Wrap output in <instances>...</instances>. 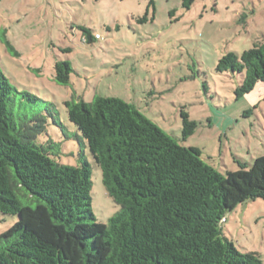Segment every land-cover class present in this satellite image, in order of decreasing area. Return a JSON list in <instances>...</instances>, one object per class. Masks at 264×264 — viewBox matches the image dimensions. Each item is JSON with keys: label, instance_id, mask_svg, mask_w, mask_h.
<instances>
[{"label": "trees", "instance_id": "1", "mask_svg": "<svg viewBox=\"0 0 264 264\" xmlns=\"http://www.w3.org/2000/svg\"><path fill=\"white\" fill-rule=\"evenodd\" d=\"M146 3L153 7L154 0ZM80 29L84 42L95 39L89 28ZM71 70L68 61H55V81L66 85ZM216 71L240 73L236 98L264 84V40L255 39L239 56L228 51ZM15 93L0 70V213L16 217L0 233V264H262L258 253L238 250L221 223L237 204L264 199V156L250 165L235 158L238 169L221 173L199 148L180 144L131 103L101 95L66 99L68 121L119 206L107 223L98 222L84 149L77 164L58 161L46 114L16 119ZM21 95L42 102L28 91ZM180 116L185 139L196 122L184 110Z\"/></svg>", "mask_w": 264, "mask_h": 264}, {"label": "rangeland", "instance_id": "2", "mask_svg": "<svg viewBox=\"0 0 264 264\" xmlns=\"http://www.w3.org/2000/svg\"><path fill=\"white\" fill-rule=\"evenodd\" d=\"M84 26L103 38L84 42ZM255 39L264 40V0H194L189 9L182 0H154L153 7L146 0H0V70L18 92L12 112L16 119L46 114V136L61 163L77 164L84 149L92 166L90 208L102 223L119 206L63 101L120 98L180 144L199 148L219 172L233 171L235 158L250 165L264 156V84L236 98L240 73L218 72L216 63L228 51L239 56ZM55 61L70 63L66 85L54 79ZM182 110L196 122L185 139ZM15 219L0 213V233ZM221 231L264 264V199L237 204Z\"/></svg>", "mask_w": 264, "mask_h": 264}, {"label": "built area", "instance_id": "3", "mask_svg": "<svg viewBox=\"0 0 264 264\" xmlns=\"http://www.w3.org/2000/svg\"><path fill=\"white\" fill-rule=\"evenodd\" d=\"M94 38L101 40L103 37L99 33H95Z\"/></svg>", "mask_w": 264, "mask_h": 264}]
</instances>
